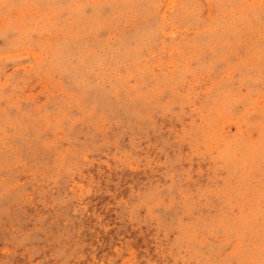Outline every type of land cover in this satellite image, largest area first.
I'll return each mask as SVG.
<instances>
[{
	"label": "rangeland",
	"instance_id": "1",
	"mask_svg": "<svg viewBox=\"0 0 264 264\" xmlns=\"http://www.w3.org/2000/svg\"><path fill=\"white\" fill-rule=\"evenodd\" d=\"M0 264H264V0H0Z\"/></svg>",
	"mask_w": 264,
	"mask_h": 264
}]
</instances>
